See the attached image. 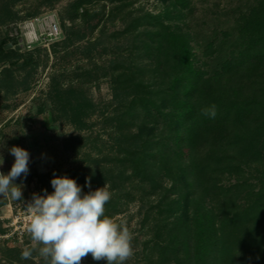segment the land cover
<instances>
[{"label":"rangeland","instance_id":"obj_1","mask_svg":"<svg viewBox=\"0 0 264 264\" xmlns=\"http://www.w3.org/2000/svg\"><path fill=\"white\" fill-rule=\"evenodd\" d=\"M79 1L101 12V21L88 26L77 7ZM262 11L264 0H0V43L8 42L13 51L0 57V172L7 174L14 163L12 146L30 153L27 176L13 181L21 186L22 197L0 196V264H45L37 251L31 259H21V252L31 246L27 206L33 194L54 191L53 174L108 173L100 185H82L88 189L83 192L104 185L112 195L116 191L113 185L122 168L118 158L125 155L119 152L123 146L118 136L136 130L127 113L136 97L134 87L143 80L145 85L154 84L143 70L161 55L150 43L148 30L163 36L178 32L190 43L192 62L206 77L231 86L239 99L264 107V69L223 72L242 52L249 56L264 52V33L247 26V20ZM31 21L40 28L58 21L63 32L56 39L32 42L25 27ZM165 42L172 47L168 38ZM220 146L227 147L246 171L243 176L229 174L222 182L244 186L230 207L236 212L249 203L251 194L246 193L256 196L264 187V135L256 140L239 137ZM165 184L169 187L171 181ZM124 189L133 197H123L111 209V218L123 221L133 236L134 254L125 264H146L144 243L153 236L151 226L164 190L154 192L135 176L124 183ZM246 227L241 231L248 239L251 233ZM243 235L237 238L242 241ZM81 264L106 261H95L89 254Z\"/></svg>","mask_w":264,"mask_h":264},{"label":"trees","instance_id":"obj_2","mask_svg":"<svg viewBox=\"0 0 264 264\" xmlns=\"http://www.w3.org/2000/svg\"><path fill=\"white\" fill-rule=\"evenodd\" d=\"M77 7L82 9L88 26L101 21L102 13L90 10L83 1ZM247 21L254 33H264L263 11ZM148 32L152 35L150 43L159 48L161 55L155 65L141 70L155 82L148 86L143 80L134 87L136 97L127 113H131L136 130L118 136L123 146L119 152L125 155L118 158V167L122 168L105 215L111 217V209L117 208L123 197H133L130 191H123L124 183L135 176L154 192L164 190L151 226L153 236L144 243L146 264H264V187L256 196L246 193L252 195L249 203L231 212L244 186H223V178L229 174L243 176L246 171L227 147L220 146L221 142L233 143L239 137H262L264 107L256 101L239 99L234 88L206 77L194 66L190 43L178 32L166 36ZM7 45L8 42L0 43V57L13 52ZM253 66L264 69V52L251 56L242 52L225 65L223 72L240 74ZM213 104L215 118L203 115L202 110ZM235 148L242 150L244 146ZM55 175L81 181L78 185L82 191L88 190L82 186L86 178L90 177V185L94 186L108 177V173L87 174L80 170ZM166 180L171 181V186H166ZM245 226L251 233L248 239L242 233ZM241 234L242 241L237 238Z\"/></svg>","mask_w":264,"mask_h":264},{"label":"clouds","instance_id":"obj_3","mask_svg":"<svg viewBox=\"0 0 264 264\" xmlns=\"http://www.w3.org/2000/svg\"><path fill=\"white\" fill-rule=\"evenodd\" d=\"M202 113L215 118L216 106ZM9 152L15 160L7 174L0 172V196L18 200L22 197L21 186L13 181L27 176L30 153L20 146H12ZM50 183L54 191L48 193L45 189L43 195L33 194L27 206L31 246L22 250L21 259H31L37 251L45 264H81L89 254L95 261L125 264L133 256L129 228L123 221L117 223L105 215L112 196L107 185L84 193L75 179L55 174ZM86 185L90 188V177Z\"/></svg>","mask_w":264,"mask_h":264},{"label":"built area","instance_id":"obj_4","mask_svg":"<svg viewBox=\"0 0 264 264\" xmlns=\"http://www.w3.org/2000/svg\"><path fill=\"white\" fill-rule=\"evenodd\" d=\"M26 37L30 41H42L58 38L62 31V27L58 21H52L40 28L36 21L26 24Z\"/></svg>","mask_w":264,"mask_h":264},{"label":"water","instance_id":"obj_5","mask_svg":"<svg viewBox=\"0 0 264 264\" xmlns=\"http://www.w3.org/2000/svg\"><path fill=\"white\" fill-rule=\"evenodd\" d=\"M12 45L11 44H9L8 46H7V48H9V47H11ZM19 48V47H18Z\"/></svg>","mask_w":264,"mask_h":264}]
</instances>
